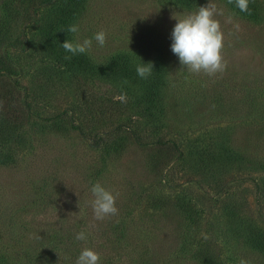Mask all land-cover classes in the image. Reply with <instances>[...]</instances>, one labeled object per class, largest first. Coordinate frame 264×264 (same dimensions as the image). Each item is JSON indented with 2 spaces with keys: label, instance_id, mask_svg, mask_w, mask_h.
Here are the masks:
<instances>
[{
  "label": "rangeland",
  "instance_id": "obj_1",
  "mask_svg": "<svg viewBox=\"0 0 264 264\" xmlns=\"http://www.w3.org/2000/svg\"><path fill=\"white\" fill-rule=\"evenodd\" d=\"M209 2L183 10L158 0H88L74 38L76 42L92 39L87 52L101 67L96 72L106 69L107 62L118 52L129 54L137 65L147 64L155 52H163L168 67L166 124L171 123L180 138L177 141L182 157H177L172 148L145 151L144 147L154 146L131 142L125 145L124 152L113 154L108 144L120 140L112 125L121 117L102 114L98 120L87 122L90 134L85 137L66 118L60 119L57 128L41 120L40 126L35 127L39 137L34 135L31 140L33 147L22 151L20 144H13L19 149L15 159L0 165L2 261L20 262L23 257H31L33 251L48 247L37 258L40 264H75L84 248L99 254V264H207L195 256L193 249L183 248L197 233L193 220L175 207L152 209L142 198L152 195L151 199L165 200L168 195L186 191L189 197L205 195L210 202L231 195L232 188L217 194L216 189L203 184V177L194 173L195 145L208 138L217 141V137L231 136L243 150L264 154V22L246 19L222 1L211 0L223 12L216 19L224 34L222 55L227 64L223 73L213 77L188 72L171 51V32L177 22L173 15L182 17ZM229 16L232 23L226 22ZM235 24H239V30ZM101 30L106 33L103 47L93 39ZM25 62L34 70L43 66L36 58ZM50 82L55 91L51 102L57 111L65 103L74 109L78 90L72 91L73 81L56 76ZM147 82L141 79L128 84V89L139 93ZM86 85L100 101L105 100V94L118 98L124 86L109 78H88ZM71 94L74 99L70 101ZM85 96L96 103L88 93ZM235 102L240 109L236 115L231 111ZM156 159H168L165 170L158 173L159 180L146 169V164ZM183 170L191 180L181 176ZM254 177L264 182V171ZM96 182L118 194V215L102 221L94 219L88 202L92 199L89 189ZM171 183L176 184L175 188L170 189ZM249 187H253L249 206L254 209L253 183L244 182L240 190L246 196ZM222 220L210 212L196 223L200 243L216 247V264H240L241 260L264 264V259L222 232ZM80 231L85 232L86 240L75 239Z\"/></svg>",
  "mask_w": 264,
  "mask_h": 264
},
{
  "label": "trees",
  "instance_id": "obj_2",
  "mask_svg": "<svg viewBox=\"0 0 264 264\" xmlns=\"http://www.w3.org/2000/svg\"><path fill=\"white\" fill-rule=\"evenodd\" d=\"M204 1L158 0L161 4L183 10L191 9ZM219 1L246 19L256 23L264 22V0H249L250 15L236 8L234 2L229 4L228 0ZM87 2L88 0H0V165H8L15 159L19 149H15L13 144H20L22 151L28 146L33 147L31 140H34V135L39 137L35 127L40 126L41 120L57 128L60 119L66 118L68 124L85 137L90 134L86 123L98 120V116L102 114L111 118L121 117L112 125L120 140L108 144L113 154L124 152L125 145L131 142L139 146H154L144 147L145 151L172 148L177 157H182L177 141L180 138L173 130L172 124H166L168 67L163 52L157 51L152 55V74L145 78L148 82L139 93H132L128 89V84L142 79L136 73L137 63L129 54L118 52V55L107 62L106 69L100 72L96 70L101 67L87 51L72 56L70 60L64 59L71 54L66 52L61 44L65 40L76 42V33L68 32L67 28L69 25L79 24L87 10ZM34 58L40 60L43 65L35 67L36 70L25 62ZM56 76L63 81L72 80L71 83L75 86L72 91L78 90L77 105L74 109H70L68 103H65L64 107L57 111L51 102L55 99V91L50 88V79ZM88 78H109L111 81H121L124 86L118 92V98L112 99L105 94V100L100 101L99 96L89 93L86 85ZM253 87L251 85L250 88ZM85 93L96 103L92 104ZM69 99L71 101L74 96L69 95ZM252 99V102H255L254 98ZM259 102L263 104L262 101ZM237 106L238 103L235 102L231 107L234 115L240 112ZM49 110L50 114H46ZM217 138V141L208 138L199 145L196 143L194 173L203 177V184L212 190L216 189L217 194L232 188L231 195L209 202V197L207 199L205 195L189 197V194L183 191L184 194L179 195L177 192L176 195H168L169 198L165 200H153L152 195L149 198L147 195L142 201H147L150 208L155 210L164 207L180 210L188 219L193 220L196 234L199 229L196 226L201 218L213 212L223 218V233L242 243L246 250H250L255 256L264 259V182H259L254 177L256 173L264 171V154L243 150L236 145V138L232 139L231 136ZM98 141L99 137L96 139V142ZM167 163L168 159H156L151 164L147 163L146 167L148 164L149 167L146 169L152 177L159 180L158 173L165 170ZM181 176H185L186 181L191 180L185 170ZM249 181L255 187L254 209L250 207V192L253 187L248 188L246 196L240 190L241 184ZM175 186L176 184L171 183L170 189ZM196 234L194 238L191 236L183 248L193 249L195 256L207 264H216V247L201 244ZM48 250L47 247L44 251ZM44 251H33L29 254L31 257H23L20 262L15 263L2 261L0 257V264H40L37 258Z\"/></svg>",
  "mask_w": 264,
  "mask_h": 264
},
{
  "label": "clouds",
  "instance_id": "obj_3",
  "mask_svg": "<svg viewBox=\"0 0 264 264\" xmlns=\"http://www.w3.org/2000/svg\"><path fill=\"white\" fill-rule=\"evenodd\" d=\"M235 3L236 8L249 15L251 11L248 7L249 0H228L229 4ZM217 15H223L222 10H218L216 4L211 0L206 6H201L197 11L177 17L173 15L172 19L177 22L171 32V51L178 57L179 63L186 70L193 74L203 73L206 76L213 77L218 73H223L227 67L224 61L222 50L224 47V34L221 29ZM227 23H232V17L229 16ZM234 27L239 30V24ZM68 32L78 33L79 26L69 25ZM93 39L99 46L103 47L106 43V33L101 30L94 34ZM62 48L71 54L64 59L70 60L72 56L84 54L92 46V39H84L82 42H72L65 40L61 44ZM153 65L151 62L141 63L136 66L137 75L145 79L152 74ZM124 99V97H121ZM92 199L88 202L93 212L95 220L102 221L107 217L118 215L116 199L118 194L105 188L101 183H93L89 189ZM84 231L76 234V240H86ZM99 254L89 248H84L75 264H99ZM240 264H247L241 260Z\"/></svg>",
  "mask_w": 264,
  "mask_h": 264
}]
</instances>
